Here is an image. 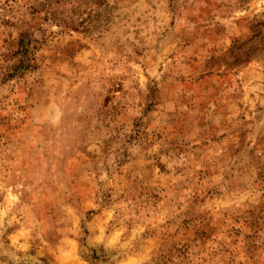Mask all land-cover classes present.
<instances>
[{
  "label": "rangeland",
  "instance_id": "374dc122",
  "mask_svg": "<svg viewBox=\"0 0 264 264\" xmlns=\"http://www.w3.org/2000/svg\"><path fill=\"white\" fill-rule=\"evenodd\" d=\"M0 264H264V0H0Z\"/></svg>",
  "mask_w": 264,
  "mask_h": 264
}]
</instances>
